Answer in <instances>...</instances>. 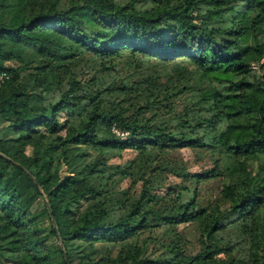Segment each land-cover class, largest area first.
Here are the masks:
<instances>
[{
  "label": "trees",
  "instance_id": "trees-1",
  "mask_svg": "<svg viewBox=\"0 0 264 264\" xmlns=\"http://www.w3.org/2000/svg\"><path fill=\"white\" fill-rule=\"evenodd\" d=\"M139 1L0 0V218L15 234L0 243L3 260L73 264L74 259H86L84 264H100L102 258L95 257L99 245L136 238L154 225L179 224L208 215L194 207V194L185 201L177 198L176 203L156 212L154 203L160 194L151 192L144 175L135 178L142 180L136 197L127 188L113 194L115 175L133 177L132 159L125 164L110 163L107 156L96 157L88 147L132 148L140 159L151 147L212 144L205 135L189 134L187 112L179 118V127H167L150 117L142 121L119 110L104 111V88L95 84L71 78L66 90L51 97L44 85L45 75L58 74L55 68L67 67L66 61L74 60L81 51L108 60L123 52L163 61L183 57L212 72L214 78L228 81L231 90L239 88L238 93H223L221 105L233 116L228 128L245 134L225 149L232 155L259 158L258 174L264 179V40L258 36L264 30V0L250 1L227 27H206L194 21L192 10L203 0H149L154 5L144 8L138 6ZM248 36L253 43H241ZM4 39L48 56L46 74H36L30 88L19 84L24 64L7 63L19 54L4 47ZM252 61L258 62L262 75L256 86L248 79ZM168 94L165 89L161 96ZM22 97L31 99L33 106L20 103ZM113 125L127 131V136L114 132ZM151 160L143 158V166ZM242 162L235 180L223 186L229 205L210 216L202 250L192 256L150 259L128 248L130 261L125 264H216V254L227 248L218 246V230L230 221V215L249 206L254 207L249 255L253 264H264L256 248V228L262 222L257 209L264 206V180L255 185V176ZM215 173L207 168L177 175L201 178ZM21 174L44 192L46 198L38 207L34 206L35 194L28 192L29 181L20 184ZM36 194L42 196L39 190ZM224 264H238V258L231 257Z\"/></svg>",
  "mask_w": 264,
  "mask_h": 264
},
{
  "label": "rangeland",
  "instance_id": "rangeland-1",
  "mask_svg": "<svg viewBox=\"0 0 264 264\" xmlns=\"http://www.w3.org/2000/svg\"><path fill=\"white\" fill-rule=\"evenodd\" d=\"M250 1L253 0L200 1L192 10L196 16L194 21L206 27H227L231 24V19L235 20ZM152 5L153 2L149 0L138 2V6L143 8ZM254 10L252 13H255ZM258 36L264 40V30L260 31ZM241 43H253V37L248 36L242 39ZM2 44L19 54V57L8 60V64L25 66L19 80L23 89L31 87L36 74H46L48 56L36 54L31 47L9 39L2 40ZM65 66L67 67L55 68L58 72L56 75L54 73L45 75L44 85L51 97H56L66 90L71 78L83 84H95L94 86L104 88L102 93L104 111L119 110L124 115L142 121L150 117V121L167 127H179L177 125L179 118L187 112L185 117L186 122L190 124L189 134L205 135L206 140H210L212 144L210 147H151L140 159L137 151L132 148L97 150L88 147L96 157L107 156L110 163L125 164L132 159L133 177L115 175L114 195L118 194V189L127 188L129 193L136 197L139 195L142 180L135 178L144 175L148 177L151 192L160 194L154 203L156 212L176 203L177 198L185 201L194 194V207L202 208L205 214H208L205 218L196 217L179 224L154 225L144 229L136 238L99 245L95 257L102 258L100 264L129 262L130 258L126 254L128 248L138 250L141 257L150 259L174 254L192 256L202 250L206 240L204 230L206 224H210V216L217 211L223 212L229 205V200L223 195L222 189L225 183L235 180L240 169V161L243 160L242 163L246 165L249 173L255 176V185L264 180L262 175L258 174L257 166L261 163L259 158L232 155L225 149L229 142L234 139L241 140L245 133L241 130L233 132L228 128L232 124L233 116L221 105V96L225 92L238 93L240 89L231 90L227 87L228 81L214 78L212 72L203 70L183 57L163 61L138 53L123 52L108 60L81 51L74 60L66 61ZM248 79L254 86L260 83L262 75L257 61L251 62ZM165 89L169 94L162 97ZM20 103L33 106V101L27 97L20 98ZM63 114L62 111L61 115ZM29 150L28 147L27 151ZM146 156L152 160L143 166L142 159ZM207 168L216 173L211 177L201 178L177 175V172H197ZM143 171L146 173H142ZM66 172V165H63L61 173ZM25 181H29V177L21 174L20 184ZM29 183L28 192L35 194L34 206L38 207L46 198L45 194L40 186L32 181ZM38 190L42 196L36 194ZM253 210L252 206L240 209L230 215V221L218 230V246L227 245V248L216 254V258L222 259L216 264H224L231 257L238 258V264H253L249 255L250 237L254 230ZM257 210L261 212L262 222L256 228L258 241L256 248L264 262V206ZM14 236L13 228L5 219L0 218V243ZM85 261L86 259H74L73 264H84ZM0 264L16 263L0 258ZM138 264L159 263L140 261Z\"/></svg>",
  "mask_w": 264,
  "mask_h": 264
},
{
  "label": "built area",
  "instance_id": "built-area-1",
  "mask_svg": "<svg viewBox=\"0 0 264 264\" xmlns=\"http://www.w3.org/2000/svg\"><path fill=\"white\" fill-rule=\"evenodd\" d=\"M112 129L114 132L118 133L119 135H121L123 137L127 136V131H121L115 125L112 126Z\"/></svg>",
  "mask_w": 264,
  "mask_h": 264
}]
</instances>
